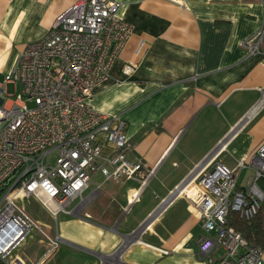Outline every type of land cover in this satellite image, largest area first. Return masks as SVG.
I'll use <instances>...</instances> for the list:
<instances>
[{
	"label": "crops",
	"instance_id": "0c3cea01",
	"mask_svg": "<svg viewBox=\"0 0 264 264\" xmlns=\"http://www.w3.org/2000/svg\"><path fill=\"white\" fill-rule=\"evenodd\" d=\"M74 1L0 0V77ZM120 1L133 32L90 104L125 119L127 158L146 167L117 180L94 173L83 200L54 215L59 227L45 226L57 249L36 229L22 240L14 254L26 264H211L198 256L203 228L179 189L213 159L234 167L264 143V43L252 55L240 45L264 23L259 0ZM129 60L137 65L125 74ZM99 139L103 155L115 151Z\"/></svg>",
	"mask_w": 264,
	"mask_h": 264
},
{
	"label": "built area",
	"instance_id": "2783aa9c",
	"mask_svg": "<svg viewBox=\"0 0 264 264\" xmlns=\"http://www.w3.org/2000/svg\"><path fill=\"white\" fill-rule=\"evenodd\" d=\"M264 6V0H259ZM120 0H75L63 9L40 38L29 42L12 68L0 77V260L26 264L14 254L33 230L48 250L58 248L60 236L49 235L18 203L34 196L53 215L80 197L100 172L104 180L133 178L140 161H130L133 148L120 115H109L90 104L95 87L108 79L115 59L133 32L119 15ZM264 23L240 41L248 55L259 53ZM144 42L140 41L136 54ZM127 61L123 73L134 71ZM13 91H8V86ZM261 91L264 100V91ZM114 146L102 154L99 135ZM210 165V166H209ZM251 173L242 182V168ZM150 173L152 170L149 171ZM198 216L203 233L198 256L211 264H264V249L228 224L230 211L254 216L264 203V143L234 167L213 159L179 189ZM135 191L128 202L137 198ZM126 209V207H125ZM223 250L219 258L212 252Z\"/></svg>",
	"mask_w": 264,
	"mask_h": 264
},
{
	"label": "trees",
	"instance_id": "16d2710c",
	"mask_svg": "<svg viewBox=\"0 0 264 264\" xmlns=\"http://www.w3.org/2000/svg\"><path fill=\"white\" fill-rule=\"evenodd\" d=\"M227 221L245 238L264 249V203L261 204L257 213L249 219L241 217L236 211H230ZM0 264H3L1 260Z\"/></svg>",
	"mask_w": 264,
	"mask_h": 264
},
{
	"label": "rangeland",
	"instance_id": "374dc122",
	"mask_svg": "<svg viewBox=\"0 0 264 264\" xmlns=\"http://www.w3.org/2000/svg\"><path fill=\"white\" fill-rule=\"evenodd\" d=\"M8 91L9 92L13 91V86L11 84H9L8 86ZM236 149L238 148L236 147ZM18 203L45 231L48 230L46 227H51L52 229L55 228V225L59 227L60 214L55 218V216L52 215L47 210V208H45L41 204V202L38 201L34 196L18 198ZM32 231L35 232L36 230H32Z\"/></svg>",
	"mask_w": 264,
	"mask_h": 264
}]
</instances>
